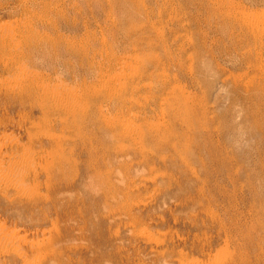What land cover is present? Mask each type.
<instances>
[{
	"label": "rangeland",
	"instance_id": "1",
	"mask_svg": "<svg viewBox=\"0 0 264 264\" xmlns=\"http://www.w3.org/2000/svg\"><path fill=\"white\" fill-rule=\"evenodd\" d=\"M0 264H264V0H0Z\"/></svg>",
	"mask_w": 264,
	"mask_h": 264
},
{
	"label": "bare ground",
	"instance_id": "2",
	"mask_svg": "<svg viewBox=\"0 0 264 264\" xmlns=\"http://www.w3.org/2000/svg\"><path fill=\"white\" fill-rule=\"evenodd\" d=\"M27 71H28V70H27ZM29 71H30V70H29ZM29 71H28V72H29ZM22 72H23V71H22ZM121 73H124V72H121ZM115 75H116V74H115ZM115 77H116V76H115ZM112 78H113V77H112ZM14 80H15V79H14ZM116 82H117V81H116ZM115 84H116V83H115ZM67 110H68V109H67ZM131 126H132V125H131ZM7 181H8V180H7Z\"/></svg>",
	"mask_w": 264,
	"mask_h": 264
}]
</instances>
